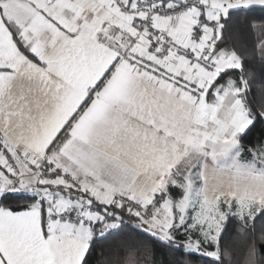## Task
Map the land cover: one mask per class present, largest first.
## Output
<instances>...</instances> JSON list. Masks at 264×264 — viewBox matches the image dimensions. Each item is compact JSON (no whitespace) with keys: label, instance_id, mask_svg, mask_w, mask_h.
Segmentation results:
<instances>
[{"label":"snow or ice","instance_id":"obj_1","mask_svg":"<svg viewBox=\"0 0 264 264\" xmlns=\"http://www.w3.org/2000/svg\"><path fill=\"white\" fill-rule=\"evenodd\" d=\"M0 264H264V0H0Z\"/></svg>","mask_w":264,"mask_h":264}]
</instances>
